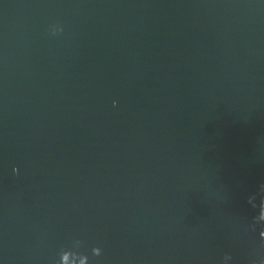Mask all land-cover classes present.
Listing matches in <instances>:
<instances>
[{"label": "water", "instance_id": "water-1", "mask_svg": "<svg viewBox=\"0 0 264 264\" xmlns=\"http://www.w3.org/2000/svg\"><path fill=\"white\" fill-rule=\"evenodd\" d=\"M0 264H264V0H0Z\"/></svg>", "mask_w": 264, "mask_h": 264}]
</instances>
